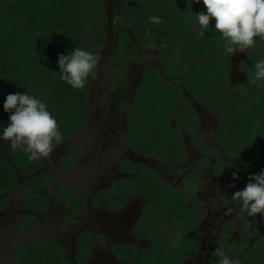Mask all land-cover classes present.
<instances>
[{
	"label": "flooded vegetation",
	"instance_id": "af4514ba",
	"mask_svg": "<svg viewBox=\"0 0 264 264\" xmlns=\"http://www.w3.org/2000/svg\"><path fill=\"white\" fill-rule=\"evenodd\" d=\"M124 1L106 0L103 44L89 38L99 61L84 125L36 160L40 168L30 175L11 154L20 146L0 139V157L15 172V184L0 193V264H45L52 246L65 264H215L217 248L240 264L264 242V216H249L232 199L238 183L215 136L218 116L182 85L197 124L178 127L172 119L175 136L154 142L140 122L141 135L131 136L146 70L165 74L158 51L139 45L121 23ZM123 32L137 54L120 68L114 57Z\"/></svg>",
	"mask_w": 264,
	"mask_h": 264
},
{
	"label": "trees",
	"instance_id": "16d2710c",
	"mask_svg": "<svg viewBox=\"0 0 264 264\" xmlns=\"http://www.w3.org/2000/svg\"><path fill=\"white\" fill-rule=\"evenodd\" d=\"M201 11H206L202 2L189 8L188 0L124 1L121 23L139 45L158 51L155 61L163 65L165 74L153 66L146 70L131 109L136 115L131 117L130 134L140 136L139 123L144 122L142 135L151 136L155 142V138L161 141L168 134L175 136L171 134L175 131L172 119L178 127L197 124L195 109L183 91L186 89L204 109L218 116L220 129L215 136L226 150L225 163L239 170L235 183L239 191L251 174L264 169V83L260 87L250 83L254 63L264 59V41L258 39L256 47L241 55L239 71L246 74V82L230 87V58L237 53L232 57L223 53L218 31L198 35L195 14ZM107 12L106 0H0V130L9 123V114L3 110L6 96L25 91L48 104L62 133L61 142L84 125L91 77L85 89H73L61 81L57 60L59 54L75 47L98 55L99 46L91 45L89 38L99 44L106 40L103 25ZM153 15L161 17L163 23H150L148 18ZM214 24L213 18L210 27ZM136 54V45L123 32L115 63L123 68ZM183 113L186 118H182ZM11 154L24 174L40 168V163L29 160L21 147ZM14 184L15 172L0 157V193ZM225 254L233 256L230 249ZM61 260L60 250L52 246L45 264H65ZM219 260L216 255L215 264ZM240 264H264V242Z\"/></svg>",
	"mask_w": 264,
	"mask_h": 264
},
{
	"label": "clouds",
	"instance_id": "9594fccd",
	"mask_svg": "<svg viewBox=\"0 0 264 264\" xmlns=\"http://www.w3.org/2000/svg\"><path fill=\"white\" fill-rule=\"evenodd\" d=\"M201 2L206 11L195 14L200 29L198 35L204 37L208 31H218L226 56L248 52L258 45V39L264 41V0H188L189 8L192 3ZM213 18L214 28L210 27ZM148 19L157 26L163 23L156 15ZM98 61L96 54L79 47L67 54H59L57 63L61 81L73 89H85L89 78L96 73ZM253 67L250 83L260 87L264 83V59L257 60ZM3 110L9 114V123L0 130V139L10 141L14 147H22L29 160L48 157L53 144L61 142L62 133L56 118L48 104L36 95L26 91L10 93L5 98ZM238 171L232 173L233 181L239 179ZM232 199L239 202L249 216H264V169L251 174L246 186L234 192ZM215 254L220 258L219 264H235L222 248H217Z\"/></svg>",
	"mask_w": 264,
	"mask_h": 264
},
{
	"label": "water",
	"instance_id": "95a60500",
	"mask_svg": "<svg viewBox=\"0 0 264 264\" xmlns=\"http://www.w3.org/2000/svg\"><path fill=\"white\" fill-rule=\"evenodd\" d=\"M136 42V40L134 39ZM244 53H237L234 57L230 58L231 62L233 63V68L230 73V81H231V86L234 87L237 83H245L246 82V74L244 72L239 71V66H240V57ZM197 110H200V106L197 105ZM43 174V171H39L35 174H33L31 177H36Z\"/></svg>",
	"mask_w": 264,
	"mask_h": 264
},
{
	"label": "rangeland",
	"instance_id": "374dc122",
	"mask_svg": "<svg viewBox=\"0 0 264 264\" xmlns=\"http://www.w3.org/2000/svg\"><path fill=\"white\" fill-rule=\"evenodd\" d=\"M247 52V51H246ZM246 52H244V53H246Z\"/></svg>",
	"mask_w": 264,
	"mask_h": 264
}]
</instances>
